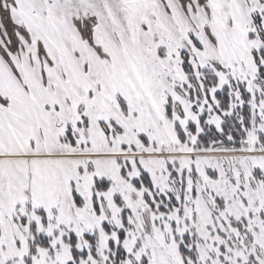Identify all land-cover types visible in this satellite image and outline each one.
Here are the masks:
<instances>
[{
  "label": "snow or ice",
  "instance_id": "6c2138e0",
  "mask_svg": "<svg viewBox=\"0 0 264 264\" xmlns=\"http://www.w3.org/2000/svg\"><path fill=\"white\" fill-rule=\"evenodd\" d=\"M0 264H264V0H0Z\"/></svg>",
  "mask_w": 264,
  "mask_h": 264
}]
</instances>
